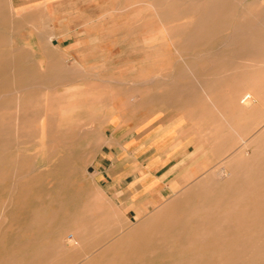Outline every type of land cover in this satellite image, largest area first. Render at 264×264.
<instances>
[{
  "label": "rangeland",
  "instance_id": "obj_1",
  "mask_svg": "<svg viewBox=\"0 0 264 264\" xmlns=\"http://www.w3.org/2000/svg\"><path fill=\"white\" fill-rule=\"evenodd\" d=\"M72 3L58 8L72 11ZM77 5L84 20L102 32L103 45L119 54L122 73L157 88L186 73L188 84L202 89L206 104L201 113L193 112L198 119L188 130L196 134L188 139L187 152L168 166L169 191L143 192L134 200L121 191L120 178L95 170L100 94L104 88L111 92L116 82L91 79L67 51L54 49L44 10H21L12 0H0V264H112L111 256L141 232H128L138 221V205L145 227L157 206L173 199L184 202L189 195L187 204L217 203L228 186L209 181L213 170L223 164L230 175L232 165L252 164L255 153L264 155V0H85ZM112 27L121 32L107 34ZM249 188L256 198L264 184ZM205 189L204 199L197 198ZM256 223L233 236L263 235ZM191 227L186 224L188 233ZM74 230L78 242L68 243ZM178 240L170 254H148L125 264H221L213 250L182 249Z\"/></svg>",
  "mask_w": 264,
  "mask_h": 264
},
{
  "label": "crops",
  "instance_id": "obj_2",
  "mask_svg": "<svg viewBox=\"0 0 264 264\" xmlns=\"http://www.w3.org/2000/svg\"><path fill=\"white\" fill-rule=\"evenodd\" d=\"M64 1H72L75 9L58 8ZM78 1L85 0H12L21 10L45 11L55 37L52 47L67 51L73 64L92 75L91 79L116 82L111 92L104 88L100 94L104 99L100 103L97 173L120 178L123 188L115 180L114 190L118 186L124 192L153 191L162 196L169 191L166 178L172 175L170 162L178 158L176 154L187 152L188 139L195 137L188 128L198 119L193 112L201 113L206 104L202 89L188 84L186 73L174 74L161 88L122 73V65L116 61L119 54L103 45L102 32L88 24L89 18L84 20ZM120 32L112 27L107 34ZM118 40L120 43L121 36ZM146 185L149 188H144Z\"/></svg>",
  "mask_w": 264,
  "mask_h": 264
},
{
  "label": "bare ground",
  "instance_id": "obj_3",
  "mask_svg": "<svg viewBox=\"0 0 264 264\" xmlns=\"http://www.w3.org/2000/svg\"><path fill=\"white\" fill-rule=\"evenodd\" d=\"M202 54L204 55V53ZM155 76L157 77L158 75L156 74ZM246 95L249 94L246 93L240 98L241 103L246 102ZM158 96L159 95H157V97ZM152 98L154 100V97ZM87 152H84L85 155ZM261 156L264 155L255 153L253 155L252 164L232 165L231 171L234 173L231 172L232 174L230 175L228 174L226 165L223 166V164L222 166L216 167L213 172L212 170L210 171V173L212 172V175L210 174V182H221L223 180L226 182V186H228L226 189L222 190L217 203L207 206L202 204L197 206L187 204L188 200L191 198L189 195L184 194V202L173 199L168 203L157 206L158 210L155 211L152 217L146 220L150 222L145 225V227V221L140 220L142 209L141 206L138 205L135 209V216L138 221L134 226L129 224L128 232L132 234L135 229L141 232L133 237L122 250L111 256L110 263L125 264L131 261L138 262L148 254H170L172 250L175 249L171 247V243H176L179 239L177 247L182 249L203 245L213 250L212 252H214L216 259L220 261L221 264H264V189H261V194L255 198L254 196H250V192L253 189L249 188L251 185L264 184V179H262V177H264V164L260 165ZM255 161L258 162L255 163ZM215 176H219L218 179H216ZM258 176L262 177L257 179ZM148 186L149 185H146L144 188H149ZM237 186H239V188H236ZM205 192H207V189L200 190V194L196 195L197 198L203 200L205 197L204 195H206L204 194ZM142 194L143 191L132 192L131 197L135 200ZM230 197H232L230 201L232 204L228 203L223 205L219 203L220 200H228ZM254 204H257L256 207ZM252 207L255 208L253 209ZM256 222L261 225L260 230L263 235L256 238L251 236H243L241 238L233 236L235 233L247 231L248 228L250 229L251 225L257 224ZM188 223L192 225L190 233L186 230V224ZM78 236L79 233L77 230L72 231L67 242H78ZM104 250L103 247L102 252H104Z\"/></svg>",
  "mask_w": 264,
  "mask_h": 264
},
{
  "label": "built area",
  "instance_id": "obj_4",
  "mask_svg": "<svg viewBox=\"0 0 264 264\" xmlns=\"http://www.w3.org/2000/svg\"><path fill=\"white\" fill-rule=\"evenodd\" d=\"M249 96L248 95H246V97H245V99H247Z\"/></svg>",
  "mask_w": 264,
  "mask_h": 264
}]
</instances>
